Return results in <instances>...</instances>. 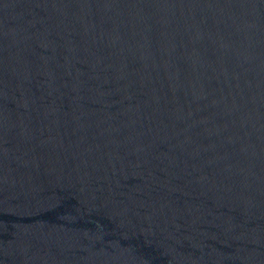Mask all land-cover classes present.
<instances>
[{
    "label": "water",
    "instance_id": "1",
    "mask_svg": "<svg viewBox=\"0 0 264 264\" xmlns=\"http://www.w3.org/2000/svg\"><path fill=\"white\" fill-rule=\"evenodd\" d=\"M0 264H264V0H0Z\"/></svg>",
    "mask_w": 264,
    "mask_h": 264
}]
</instances>
